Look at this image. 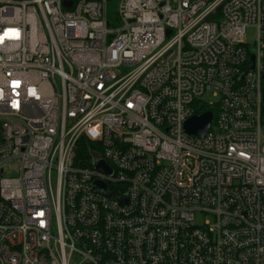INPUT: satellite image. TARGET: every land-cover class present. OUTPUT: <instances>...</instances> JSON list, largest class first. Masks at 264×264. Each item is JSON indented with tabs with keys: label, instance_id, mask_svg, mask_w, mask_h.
Wrapping results in <instances>:
<instances>
[{
	"label": "built area",
	"instance_id": "1",
	"mask_svg": "<svg viewBox=\"0 0 264 264\" xmlns=\"http://www.w3.org/2000/svg\"><path fill=\"white\" fill-rule=\"evenodd\" d=\"M263 73L264 0H0V264H264Z\"/></svg>",
	"mask_w": 264,
	"mask_h": 264
},
{
	"label": "water",
	"instance_id": "2",
	"mask_svg": "<svg viewBox=\"0 0 264 264\" xmlns=\"http://www.w3.org/2000/svg\"><path fill=\"white\" fill-rule=\"evenodd\" d=\"M211 16H208L207 19H210ZM253 56H251V59ZM262 102L264 104V73L262 74ZM212 118V112L211 111H204L199 115H193L187 118L184 121L183 128L186 133L193 134L197 137H203L204 134L208 131L210 122ZM93 156H96L95 153H93ZM96 168L98 170L104 171L106 173H110V169L108 166L104 164V162L98 161L96 164ZM94 185L104 194H109V191L106 189V185L100 181H95Z\"/></svg>",
	"mask_w": 264,
	"mask_h": 264
},
{
	"label": "rangeland",
	"instance_id": "3",
	"mask_svg": "<svg viewBox=\"0 0 264 264\" xmlns=\"http://www.w3.org/2000/svg\"><path fill=\"white\" fill-rule=\"evenodd\" d=\"M114 11H115V6H114V3L111 2L109 4L108 12L109 14H114ZM255 41H256V27L252 25L246 26L244 30V34H243L244 44H246L249 49H253ZM203 97L204 99L208 101L209 97L207 95H204ZM209 100L212 101V99H209ZM260 138H261V141L264 143V128L260 133Z\"/></svg>",
	"mask_w": 264,
	"mask_h": 264
},
{
	"label": "trees",
	"instance_id": "4",
	"mask_svg": "<svg viewBox=\"0 0 264 264\" xmlns=\"http://www.w3.org/2000/svg\"><path fill=\"white\" fill-rule=\"evenodd\" d=\"M207 109H209L210 111H212V113L215 115V108L214 107H208L207 108V107L203 106V107H200L197 110H198V112H203V111H206ZM89 146L91 148L92 147L93 148L96 147L94 143L89 142V141L85 140L84 138H81L79 140V143H78V154L81 155V156H85V157L89 156V154L87 152V148Z\"/></svg>",
	"mask_w": 264,
	"mask_h": 264
}]
</instances>
